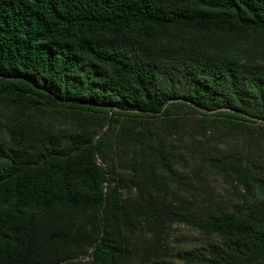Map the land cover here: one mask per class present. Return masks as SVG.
<instances>
[{
	"label": "trees",
	"instance_id": "trees-1",
	"mask_svg": "<svg viewBox=\"0 0 264 264\" xmlns=\"http://www.w3.org/2000/svg\"><path fill=\"white\" fill-rule=\"evenodd\" d=\"M177 260L264 264V0H0V264Z\"/></svg>",
	"mask_w": 264,
	"mask_h": 264
},
{
	"label": "rangeland",
	"instance_id": "rangeland-1",
	"mask_svg": "<svg viewBox=\"0 0 264 264\" xmlns=\"http://www.w3.org/2000/svg\"><path fill=\"white\" fill-rule=\"evenodd\" d=\"M213 183L218 190L225 186L221 179H216ZM207 242L204 235L189 226L174 224L170 230V245L174 254L196 253L203 250ZM177 264H184V262L177 260Z\"/></svg>",
	"mask_w": 264,
	"mask_h": 264
}]
</instances>
